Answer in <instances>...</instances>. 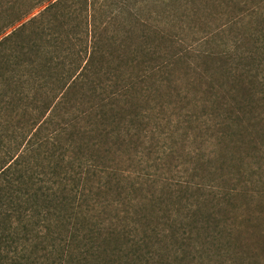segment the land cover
<instances>
[{
	"label": "rangeland",
	"instance_id": "obj_1",
	"mask_svg": "<svg viewBox=\"0 0 264 264\" xmlns=\"http://www.w3.org/2000/svg\"><path fill=\"white\" fill-rule=\"evenodd\" d=\"M55 1L0 0V156L56 129L59 188L34 206L76 194L42 243L73 264H264V0Z\"/></svg>",
	"mask_w": 264,
	"mask_h": 264
},
{
	"label": "trees",
	"instance_id": "obj_2",
	"mask_svg": "<svg viewBox=\"0 0 264 264\" xmlns=\"http://www.w3.org/2000/svg\"><path fill=\"white\" fill-rule=\"evenodd\" d=\"M61 2H63V0H56L50 7L56 8ZM91 37L92 36H90V38ZM93 49L95 50L94 46L91 52ZM90 56L91 53L86 57V60L83 61V65L78 69L76 68L77 72L74 75L71 73L73 77H68L69 80L72 77V80H70L71 83L68 86L66 85L67 90H71L73 87L75 88L78 83L83 82V77L88 76L89 71L87 70L88 67L91 66V63H89ZM65 84L66 83H62L61 88H65ZM64 88L62 89V94H60L62 99L66 96L63 94L66 90ZM59 102L60 100L54 102V106H57ZM45 110H47V108ZM59 135L57 130L53 129L48 136L46 135L45 138L36 142V132L28 138L24 150L20 151L15 156H9V152H4V154L0 156V264H39L41 260L39 257L35 260V258L30 257L32 255L29 254V256H27V250H25L24 247L27 238L37 239L34 240V243L36 242L37 245L34 247L33 251H28L31 254L36 251L38 253L40 251L43 252V250L46 251L47 249H51V254L49 256H51L52 259L47 264H73L71 258H69L70 253H64L62 251L56 252L42 243L40 239L46 240L47 237L45 236H49V232L43 237L38 233L41 234V227L49 231L52 222L57 223L64 219L68 220L66 213L59 212V208L64 205L70 206L68 204L69 202H66L68 200V196L66 195L68 190H70V195L73 194L71 199H73L76 194L72 193V189L64 190L60 188L59 192L62 194L61 198L64 199H62L63 202L60 204L58 202L55 205V207L57 206L59 208L38 212L34 206L37 199L44 196L45 189L48 191L47 195H49L53 188L56 190L59 188L57 185L55 186L58 180L54 179V177H56V166H54V163L56 159L63 156L66 151V147L62 145V142L60 143V140H57ZM72 137L73 136H68L64 141H70ZM49 146H51V149ZM45 149H47V151H45ZM34 150H40V153H37V157L39 158L38 162L30 166L29 169L25 168V171H22L24 173H21V165L23 164L24 157L34 152ZM45 169H47V171L44 173ZM37 175L43 177L39 179ZM34 180H37L40 185L38 184L37 186ZM83 191L84 189H80V191L76 192H80L81 194H79V196L83 197ZM33 211L37 212L36 215H33ZM34 218L36 219L35 221H33ZM15 221L19 222V227L13 224ZM29 224L31 225L30 227ZM55 228L58 229L57 226H55ZM54 254H56V258H54Z\"/></svg>",
	"mask_w": 264,
	"mask_h": 264
}]
</instances>
